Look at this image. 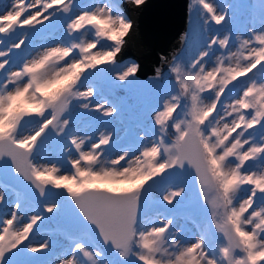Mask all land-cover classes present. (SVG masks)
<instances>
[{"label": "snow or ice", "instance_id": "6c2138e0", "mask_svg": "<svg viewBox=\"0 0 264 264\" xmlns=\"http://www.w3.org/2000/svg\"><path fill=\"white\" fill-rule=\"evenodd\" d=\"M144 3L0 7V177L27 182L14 200L0 185V264H264V0L245 31L222 25L229 6L191 0L196 49L161 58L118 147L121 110L95 99L93 81L113 92L138 83L139 64L118 57L134 27L123 6ZM37 38L51 43L33 47ZM77 109L112 119L85 130ZM187 174L210 209L191 228L176 207Z\"/></svg>", "mask_w": 264, "mask_h": 264}, {"label": "water", "instance_id": "95a60500", "mask_svg": "<svg viewBox=\"0 0 264 264\" xmlns=\"http://www.w3.org/2000/svg\"><path fill=\"white\" fill-rule=\"evenodd\" d=\"M189 4V0H145L140 7L127 4L123 6L134 27L126 38L127 43L118 60L122 64L129 59L140 66L137 73L138 83L129 86L132 90H146L155 70L165 66L161 58L167 57L171 60L184 49L190 22ZM0 183L9 185V189L27 190V182L14 172L0 177ZM147 207L142 211L145 212Z\"/></svg>", "mask_w": 264, "mask_h": 264}, {"label": "rangeland", "instance_id": "374dc122", "mask_svg": "<svg viewBox=\"0 0 264 264\" xmlns=\"http://www.w3.org/2000/svg\"><path fill=\"white\" fill-rule=\"evenodd\" d=\"M191 3V0H189ZM11 0H3L2 4L0 7H2L4 4L10 3ZM92 0H77V3L79 5H87L91 3ZM222 6H229L230 7V17H226L225 21L222 22V25L227 28H232L234 30H239V31H245L247 27L251 26V19L253 14L255 13V10L257 8H260V1L259 0H246L245 3H242L240 0H223L221 3ZM256 14V13H255ZM189 27L186 36L188 37L186 41V45L184 49L181 51L180 54H182L185 50L186 47L191 46L193 48V51L196 49V41H197V34H198V26L196 23L195 15H190L189 14ZM221 26H214L213 30L215 28H220ZM191 33H195V38L193 41H189V35ZM47 44L51 43V40H43L40 38H37L33 42V47L39 45V44ZM125 63H132L133 61H126L124 60L122 64ZM251 75V74H250ZM103 80V79H101ZM105 81V80H104ZM100 92L97 91V96L96 100L102 101L101 97L99 96ZM120 100H122L125 110L129 111L130 114L136 115L139 117L138 121L136 123H130V122H125L123 119L119 117L116 118L114 126L117 128V133H116V140H117V146L118 147H124L127 145V141L131 138V135L137 130V124L139 120L142 117L143 111L145 110L146 106L149 103V96L147 94V90L143 91H137V90H132L130 87L129 89L126 90V93L124 95L119 96ZM114 102V100H113ZM97 118L99 119H112L109 117H100L98 113L95 112H86L82 109H77L76 110V119L79 121V124L82 128L85 130H89V126L93 124L94 122H97ZM56 151V145L55 143H51L48 148L45 151V155H50L54 154ZM190 181L193 183L188 187L187 185V193L185 197V202L183 205H177L178 208H186V209H191L193 207V212L196 213L197 215H200L199 218H205L207 219L210 209L205 205L200 197L198 188L196 187L197 184L191 174H187L183 178V182L186 184H189ZM0 185H2L0 183ZM241 195H244V193H241ZM9 199L14 200L15 196L12 194L11 189H9ZM9 205L4 206V210H7L10 208ZM152 209V212H154V207L152 205H148L147 209ZM179 223L186 225L187 227L191 228L193 226V222L184 218H179ZM49 236V230L43 229L39 235L38 239L40 238H48ZM59 238L58 236H53V239ZM47 258V257H46Z\"/></svg>", "mask_w": 264, "mask_h": 264}, {"label": "trees", "instance_id": "16d2710c", "mask_svg": "<svg viewBox=\"0 0 264 264\" xmlns=\"http://www.w3.org/2000/svg\"><path fill=\"white\" fill-rule=\"evenodd\" d=\"M218 2L221 4L223 2V0H218ZM259 10H260V8H257L255 10V13L257 14V16H258ZM194 38H195V33H191L189 35V41H193ZM93 82L96 83L97 91L100 92L101 95L102 94H107V96L109 97L110 100H112V101L114 100V102L117 103L118 107L121 110V114H120V118L121 119H123L126 123L130 122V123H133V124L138 121L139 117L136 116V115L134 116V115L130 114L129 111H126L122 100H120V98H119V96H120L119 94H125L126 91L121 89V90H118L116 92H113L112 88L110 87L109 83L106 82V80L104 81V80H101V79H94ZM128 142L129 141H127L126 143H128ZM192 183L193 182L190 181V183L187 184L188 187H190V185ZM178 210H180V212H181L180 218H184V219L190 220L192 222L194 220H196V221L205 220V218H199L200 215H197L196 213H194L192 211L193 207L191 209H186V208L181 207V208H178ZM146 212L151 214L152 213V209H148ZM56 227L57 226H56L55 223H49V224H46L45 226H43V229H45L47 231L49 229H54Z\"/></svg>", "mask_w": 264, "mask_h": 264}, {"label": "flooded vegetation", "instance_id": "af4514ba", "mask_svg": "<svg viewBox=\"0 0 264 264\" xmlns=\"http://www.w3.org/2000/svg\"><path fill=\"white\" fill-rule=\"evenodd\" d=\"M2 2H3V0H0V5L2 4ZM126 61H132V60H126ZM134 62V61H133ZM125 63V62H124ZM136 63V62H135ZM111 87V86H110ZM127 89H129V87L128 88H125V89H123L124 91H126ZM120 96H122V95H124V94H119ZM99 96L101 97V99H105V98H107L108 100H110L109 99V97L107 96V94H99ZM110 101H112V100H110ZM46 258V257H45Z\"/></svg>", "mask_w": 264, "mask_h": 264}]
</instances>
